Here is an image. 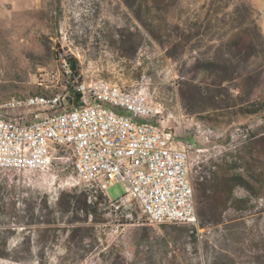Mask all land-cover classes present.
I'll list each match as a JSON object with an SVG mask.
<instances>
[{
    "label": "rangeland",
    "instance_id": "374dc122",
    "mask_svg": "<svg viewBox=\"0 0 264 264\" xmlns=\"http://www.w3.org/2000/svg\"><path fill=\"white\" fill-rule=\"evenodd\" d=\"M172 1L0 0V100L62 88L68 56L86 78L142 86L162 104L163 127L191 146L192 174L197 161L218 164L220 175L246 174L234 164L263 131L264 116L216 110L211 100L218 90L237 102L263 100L264 52L226 54L239 77L223 86L212 84L205 64L249 14L264 37V0ZM176 22L194 32L180 48L171 45ZM56 156L49 169L0 172V202L11 193L17 208L11 217L0 213L9 253L0 264H264V196L234 188L233 197H250V205L226 207L219 223L201 218L197 205V227L152 224L139 206L129 213L105 199L86 214L82 194L92 204L93 192L78 183L68 149ZM106 191L115 200L126 189L115 181Z\"/></svg>",
    "mask_w": 264,
    "mask_h": 264
},
{
    "label": "built area",
    "instance_id": "2783aa9c",
    "mask_svg": "<svg viewBox=\"0 0 264 264\" xmlns=\"http://www.w3.org/2000/svg\"><path fill=\"white\" fill-rule=\"evenodd\" d=\"M50 92L0 100V172L49 169L59 149H68L78 183L100 192L116 208L136 206L152 224L198 226L190 144L163 127V106L142 86L86 78L72 69ZM78 94L75 101L74 93ZM216 166L196 162V176ZM122 181L125 193L112 200L108 183Z\"/></svg>",
    "mask_w": 264,
    "mask_h": 264
},
{
    "label": "trees",
    "instance_id": "16d2710c",
    "mask_svg": "<svg viewBox=\"0 0 264 264\" xmlns=\"http://www.w3.org/2000/svg\"><path fill=\"white\" fill-rule=\"evenodd\" d=\"M172 2L171 0V3ZM243 5L246 6V4ZM237 27L235 32L233 31L226 39L222 40L220 51L216 56L208 60L205 64V68L209 75L214 76V82L212 84L215 86H223L224 83H231L239 77L238 67L235 68L231 65L234 58L246 59L255 55L259 50L264 52V37L259 26L250 14L248 17L240 19ZM171 31L173 37L171 45L175 48L188 45L194 35L192 30H186V28L178 22L174 23ZM226 54L233 55V59L232 57L225 56ZM65 57L70 63L72 69L71 75L73 77V75L79 73L78 64L76 60L68 56ZM68 88L71 93H74L75 101H78V94L74 92L73 86L69 85ZM225 88L227 89V86L223 89L226 90ZM41 93L45 92L42 91ZM219 95H224L221 90L216 91L211 100L213 109L238 107V110L243 113L261 114L264 116V99L250 97L242 100V102H237V100L229 94L224 95L223 98H219ZM262 128L263 131L259 134H253L250 141L245 145L246 156H239V158H237L238 160L236 159L237 161H235V168L246 170V174L240 172H227L226 174L220 175L219 165L215 164L216 167L211 171L210 177H196L193 180L195 191L197 190L196 203L199 205V216L201 218H210L212 221H217L219 223L222 222L223 213L229 208L228 206L238 210L247 209L250 205L251 198H234L232 195L236 187H243L256 198L264 196V122ZM8 195L9 199L7 201L0 202V213L11 217L17 213V208L16 202L11 200V193ZM82 197H84L85 200L81 209L85 211L86 214L96 212L99 201L105 199L100 192H93L95 201L92 204L88 202V196L86 194H82ZM88 219L89 218H85L84 220ZM98 220L99 219H95L94 221ZM4 232L5 229H0V246L2 247L0 257L9 256L7 252V240L5 235H3Z\"/></svg>",
    "mask_w": 264,
    "mask_h": 264
},
{
    "label": "crops",
    "instance_id": "0c3cea01",
    "mask_svg": "<svg viewBox=\"0 0 264 264\" xmlns=\"http://www.w3.org/2000/svg\"><path fill=\"white\" fill-rule=\"evenodd\" d=\"M210 165L215 166V164H210ZM210 165H209V166H210ZM196 177H197L196 174H191V178H192V180H194ZM236 188L244 189L243 187H236ZM208 191H209V190H208ZM233 193H234V191H233ZM232 196H233V195H232ZM229 202H230V201H229ZM229 202H228V204H229ZM231 208L235 210V208L229 206V209H231ZM225 212H226V211H225ZM225 212H224V214H225Z\"/></svg>",
    "mask_w": 264,
    "mask_h": 264
}]
</instances>
